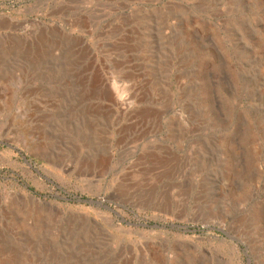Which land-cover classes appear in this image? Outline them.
<instances>
[{"label": "rangeland", "instance_id": "374dc122", "mask_svg": "<svg viewBox=\"0 0 264 264\" xmlns=\"http://www.w3.org/2000/svg\"><path fill=\"white\" fill-rule=\"evenodd\" d=\"M0 264H264V0H0Z\"/></svg>", "mask_w": 264, "mask_h": 264}, {"label": "water", "instance_id": "95a60500", "mask_svg": "<svg viewBox=\"0 0 264 264\" xmlns=\"http://www.w3.org/2000/svg\"><path fill=\"white\" fill-rule=\"evenodd\" d=\"M87 202H90V203H98V201H94V200H87Z\"/></svg>", "mask_w": 264, "mask_h": 264}]
</instances>
